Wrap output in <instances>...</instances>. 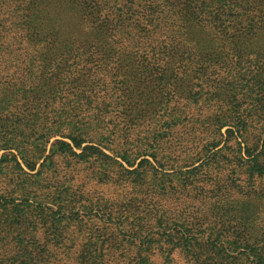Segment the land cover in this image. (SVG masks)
<instances>
[{"label": "trees", "instance_id": "16d2710c", "mask_svg": "<svg viewBox=\"0 0 264 264\" xmlns=\"http://www.w3.org/2000/svg\"><path fill=\"white\" fill-rule=\"evenodd\" d=\"M0 116V264H264V0H0Z\"/></svg>", "mask_w": 264, "mask_h": 264}, {"label": "rangeland", "instance_id": "374dc122", "mask_svg": "<svg viewBox=\"0 0 264 264\" xmlns=\"http://www.w3.org/2000/svg\"><path fill=\"white\" fill-rule=\"evenodd\" d=\"M245 73V72H244ZM0 124L2 125V127H0V137L3 136V131L8 134V132L14 130L17 133H21L22 132H30L28 127L21 121H17L15 118H8L4 117V116H0ZM227 128H224V132L226 131ZM264 136V135H263ZM62 137L61 136H56L50 139V141H48L47 144H45V147L47 148L46 152L44 153H39V156L41 158H39V164H38V168L41 166V164H43L44 162H46V157L50 156V154L53 153V144L57 141V140H61ZM0 141H2V138H0ZM47 142V141H46ZM2 143V142H1ZM87 145V144H85ZM95 146L99 147L98 144H95ZM42 147H44V145H42ZM222 147V146H221ZM220 147V148H221ZM101 150H103L105 153H107L108 155L114 157L119 163H117V169H118V175L122 178V179H127L128 177L133 176V172L136 170V168H138L142 158H138L135 162V164L130 165L128 164L126 161H123L121 158L117 157L113 152H111L110 150L104 148V147H100ZM78 153H81L82 150L81 149H77ZM17 155L18 160L21 162L23 169L25 170V172L29 175L37 173L38 170L35 171H31L26 164L24 163V161L22 160L21 156L19 155L18 151L14 150V149H6L5 146H3L2 143V147L0 146V162L1 165H5L6 164V158H10L11 156L9 155ZM211 156V155H210ZM209 156V157H210ZM149 160L153 161V159L151 157H147ZM81 158H72V160L74 161V166L70 167V169H68L67 166V160L65 157H60V156H56L55 157V161L58 165V168L60 169L61 172V177L60 178H66V177H75V180L73 182L74 187H86L89 191H91L92 193L96 192L99 195L101 194H106L108 196H114V187L109 189L107 188L106 185H104V183H102L99 178L97 176H94V169L98 170L100 165H104V162H99L98 164L95 165V167L92 166L93 160H91V158H86L82 161H80ZM107 161L109 163H113V161H111L110 159H107ZM203 161V160H202ZM202 161L197 162V164L195 165L196 167L202 164ZM78 163V164H76ZM120 164V165H119ZM194 168V167H193ZM185 170L189 169V168H184ZM249 169L252 170V167H250L249 165ZM160 171H162L161 168H159ZM2 171L4 172V174H2ZM175 171H177V169H173V170H168L166 172L168 173H175ZM68 172V174H67ZM12 173V172H11ZM10 173V174H11ZM8 172L5 168H1L0 166V192H5L4 187L6 186V184L9 181L8 178ZM243 177V175H242ZM246 178V175H245ZM63 189V188H62ZM130 189V188H128ZM118 192V191H116ZM34 200H30L27 201V198L25 199V202L23 203V201L18 200L17 198H14V200L9 201V203L6 204L5 201H3V203L0 204V212L1 213H7V212H12V214L14 215H20L21 219L24 220L27 218V216L29 215L30 212H33V214L35 215V217L40 218V213L41 211L44 209V207L46 206V203L44 201H38L37 203L33 202ZM56 204V203H55ZM47 207H51L54 210L57 209V206L54 204H48ZM8 208H10L11 210L8 211ZM61 215H59L58 217H56V221L59 220V218H64L61 217ZM67 217V216H66ZM35 219V218H34ZM67 219H63V223L64 221L66 222ZM62 222V221H61ZM38 223V220L37 222ZM57 228H54V226L47 224L44 227V231H56ZM17 231V230H16ZM39 231V230H37ZM113 231V230H111ZM41 232H43L41 230ZM179 264H183V262H180Z\"/></svg>", "mask_w": 264, "mask_h": 264}]
</instances>
